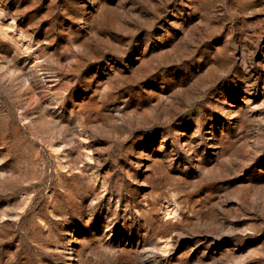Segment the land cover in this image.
I'll return each instance as SVG.
<instances>
[{"label":"rangeland","instance_id":"obj_1","mask_svg":"<svg viewBox=\"0 0 264 264\" xmlns=\"http://www.w3.org/2000/svg\"><path fill=\"white\" fill-rule=\"evenodd\" d=\"M0 264H264V0H0Z\"/></svg>","mask_w":264,"mask_h":264}]
</instances>
